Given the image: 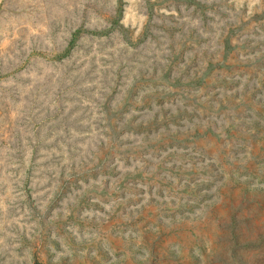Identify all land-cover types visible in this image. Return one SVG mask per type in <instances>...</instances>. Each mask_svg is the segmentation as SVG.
Here are the masks:
<instances>
[{
	"label": "rangeland",
	"instance_id": "1",
	"mask_svg": "<svg viewBox=\"0 0 264 264\" xmlns=\"http://www.w3.org/2000/svg\"><path fill=\"white\" fill-rule=\"evenodd\" d=\"M0 264H264V0H0Z\"/></svg>",
	"mask_w": 264,
	"mask_h": 264
},
{
	"label": "trees",
	"instance_id": "2",
	"mask_svg": "<svg viewBox=\"0 0 264 264\" xmlns=\"http://www.w3.org/2000/svg\"><path fill=\"white\" fill-rule=\"evenodd\" d=\"M80 30H77L74 34H73V38L72 40L70 41V44H69V48L72 49L73 48V45H74V42L76 40V35L78 34Z\"/></svg>",
	"mask_w": 264,
	"mask_h": 264
}]
</instances>
